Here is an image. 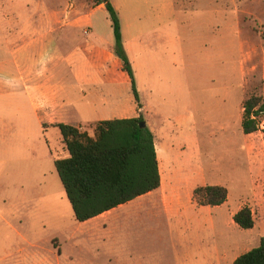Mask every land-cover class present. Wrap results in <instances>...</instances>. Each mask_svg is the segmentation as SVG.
<instances>
[{
	"label": "rangeland",
	"instance_id": "obj_1",
	"mask_svg": "<svg viewBox=\"0 0 264 264\" xmlns=\"http://www.w3.org/2000/svg\"><path fill=\"white\" fill-rule=\"evenodd\" d=\"M110 1L143 108L103 6L0 0V60L51 61L54 77L36 117L13 77L2 78L0 264H234L264 237V123L242 129L245 102L264 97V0ZM140 116L155 133L164 184L77 222L54 164L67 148L42 127L65 120L94 136L100 121ZM207 185L226 187L228 201L198 205L194 192ZM244 207L253 230L233 220Z\"/></svg>",
	"mask_w": 264,
	"mask_h": 264
},
{
	"label": "trees",
	"instance_id": "obj_2",
	"mask_svg": "<svg viewBox=\"0 0 264 264\" xmlns=\"http://www.w3.org/2000/svg\"><path fill=\"white\" fill-rule=\"evenodd\" d=\"M93 3L95 7L105 5L114 33L115 54L132 80L139 108H143L118 10L110 0H93ZM144 121L142 116L103 120L96 125L94 136L72 125H53L60 130L69 152V157L57 160L55 167L77 222H88L161 188L156 136L148 126L141 127ZM262 123L264 97L252 96L244 104L243 132L254 134ZM194 198L200 206L220 207L228 201L229 191L224 186L207 185L196 189ZM233 220L247 231L256 225L250 207L242 208ZM234 264H264V237Z\"/></svg>",
	"mask_w": 264,
	"mask_h": 264
},
{
	"label": "crops",
	"instance_id": "obj_3",
	"mask_svg": "<svg viewBox=\"0 0 264 264\" xmlns=\"http://www.w3.org/2000/svg\"><path fill=\"white\" fill-rule=\"evenodd\" d=\"M167 1H171V0H167ZM101 6H103L105 8V5H101ZM101 6H98V7H101ZM98 7H96V8H98ZM90 24H91V26L93 25L92 20H90ZM111 27H112V25H111ZM93 43L97 44L95 41H93ZM114 46H115V38H114L113 49H114ZM26 48H33L35 51L37 49V44H36V42H34V44H32V45H29L26 47H19L17 50H15V52L20 53L21 50L26 49ZM96 74L94 73L92 75V79L96 80L98 78V76ZM5 76L13 77L14 82L18 85V87H16V88L18 89L17 97H18L19 101H21L22 98H26L27 96L32 100V102H33V113H34L35 117L38 115H41L42 111L40 109H38L39 108L38 106H40L42 104H44V109H45L44 114H46V112H47L46 104L50 103L52 101V95H53V90H54L53 89L54 77H53V69H52V62L51 61L41 63V62H37L34 59L29 60V61L16 59L12 66H8V65H6V63L4 61L0 60V91H2V94L4 93V90L2 87V85H3L2 78ZM80 77L81 76L78 74L79 79H80ZM37 99L39 101H41L42 104H40V105L36 104ZM18 106H20V102L18 103ZM40 108H43V107H40ZM60 123L72 125L74 127L79 128L78 123L72 124V123L66 122L65 120H60L59 124ZM39 126L41 127V125H39ZM43 130H44V128L42 127V133L44 135L47 134L48 137L51 134L50 132L54 131L56 134L57 145L59 147L61 145L62 148H64L63 146H65V144L63 143V137H62L59 129H57V128H51L50 129L49 128L47 130H44V131ZM47 140H48V138H47ZM48 142L50 144L49 140H48ZM50 146H51L50 149H52L53 145H50ZM67 157H69V152L66 149L65 158H67ZM160 157L161 156H160V149H159L160 171L162 174L161 176H163V184H164V175H163L164 173H163L162 168H161ZM56 161H54V164ZM32 172H33V174L35 173V167L33 168ZM17 173L19 174L20 171L18 170ZM29 173H30V171H29ZM124 206L126 207V205H123L121 207H124ZM112 212H114V210L111 212H108V213L112 214ZM106 216H107V213H105V214H103V215H101L95 219L101 220V219H104ZM92 220H94V219H92ZM92 220H90V221H92ZM98 229H99V227H98Z\"/></svg>",
	"mask_w": 264,
	"mask_h": 264
},
{
	"label": "water",
	"instance_id": "obj_4",
	"mask_svg": "<svg viewBox=\"0 0 264 264\" xmlns=\"http://www.w3.org/2000/svg\"><path fill=\"white\" fill-rule=\"evenodd\" d=\"M147 126H148V124L145 121L141 123V127L145 128Z\"/></svg>",
	"mask_w": 264,
	"mask_h": 264
},
{
	"label": "bare ground",
	"instance_id": "obj_5",
	"mask_svg": "<svg viewBox=\"0 0 264 264\" xmlns=\"http://www.w3.org/2000/svg\"><path fill=\"white\" fill-rule=\"evenodd\" d=\"M162 153V152H161Z\"/></svg>",
	"mask_w": 264,
	"mask_h": 264
}]
</instances>
